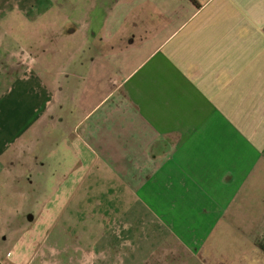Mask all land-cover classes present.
Instances as JSON below:
<instances>
[{"label": "crops", "instance_id": "obj_1", "mask_svg": "<svg viewBox=\"0 0 264 264\" xmlns=\"http://www.w3.org/2000/svg\"><path fill=\"white\" fill-rule=\"evenodd\" d=\"M76 1L0 0V264H264V0Z\"/></svg>", "mask_w": 264, "mask_h": 264}, {"label": "rangeland", "instance_id": "obj_2", "mask_svg": "<svg viewBox=\"0 0 264 264\" xmlns=\"http://www.w3.org/2000/svg\"><path fill=\"white\" fill-rule=\"evenodd\" d=\"M75 2H77V1L75 0ZM75 2H71V0H70V2H69V10L70 11H73L74 10V5L73 4H75ZM8 5H12V3H10ZM3 8H5L4 3L3 4H0V11H2ZM11 17H12V14L9 15V16H7V17H5L4 19H1V14H0V29L4 28L6 26V24L8 22H10ZM6 39H9V37H6ZM67 68L68 67H65V69L67 70V73L64 74V75H65V77H66V75H68L69 78H71L70 75H69V73L71 72V70H68ZM6 192L7 191H3V193H6ZM0 195H1V190H0ZM5 215H9L10 218H12V221H15V219L17 220V222L15 224H13V222H11L10 224H8V227L11 228V230H14L16 228L15 226H17L18 221L21 220V218H22L21 217L20 208L19 207H16L15 201H12L11 204H9L8 206L7 205H4L0 201V258H2L3 256H6L7 257L8 253L11 252L12 243L14 244V241H13L12 238L10 239L8 237V239L5 240V237L1 234L3 232V230H4V228H5V223L2 221V218ZM60 229H61V226L58 227L57 230L55 229V233H58V231ZM40 243L42 244L40 246V248H39L40 253H41V257H43V255L45 253L46 254H50L51 253V245L53 243H51V241H47V240H44V239ZM38 261L39 260H37L35 264H37Z\"/></svg>", "mask_w": 264, "mask_h": 264}, {"label": "trees", "instance_id": "obj_3", "mask_svg": "<svg viewBox=\"0 0 264 264\" xmlns=\"http://www.w3.org/2000/svg\"><path fill=\"white\" fill-rule=\"evenodd\" d=\"M191 2L195 3L196 0H190Z\"/></svg>", "mask_w": 264, "mask_h": 264}]
</instances>
